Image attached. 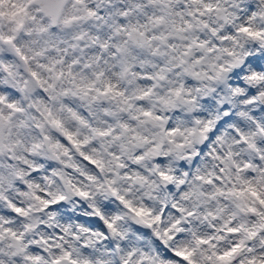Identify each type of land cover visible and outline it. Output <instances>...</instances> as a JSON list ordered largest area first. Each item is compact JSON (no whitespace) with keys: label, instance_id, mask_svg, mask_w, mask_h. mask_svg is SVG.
I'll list each match as a JSON object with an SVG mask.
<instances>
[{"label":"clouds","instance_id":"clouds-1","mask_svg":"<svg viewBox=\"0 0 264 264\" xmlns=\"http://www.w3.org/2000/svg\"><path fill=\"white\" fill-rule=\"evenodd\" d=\"M0 264H264V0H0Z\"/></svg>","mask_w":264,"mask_h":264}]
</instances>
